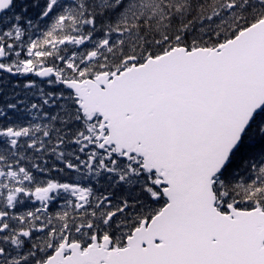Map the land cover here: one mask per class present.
I'll return each mask as SVG.
<instances>
[{
    "label": "snow or ice",
    "instance_id": "obj_1",
    "mask_svg": "<svg viewBox=\"0 0 264 264\" xmlns=\"http://www.w3.org/2000/svg\"><path fill=\"white\" fill-rule=\"evenodd\" d=\"M0 264H264V0H0Z\"/></svg>",
    "mask_w": 264,
    "mask_h": 264
}]
</instances>
